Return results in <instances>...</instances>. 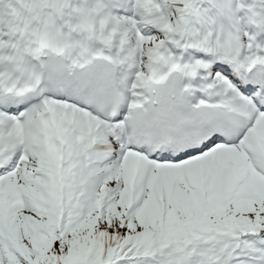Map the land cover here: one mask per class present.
<instances>
[{
    "label": "snow or ice",
    "instance_id": "snow-or-ice-1",
    "mask_svg": "<svg viewBox=\"0 0 264 264\" xmlns=\"http://www.w3.org/2000/svg\"><path fill=\"white\" fill-rule=\"evenodd\" d=\"M0 264H264V0H0Z\"/></svg>",
    "mask_w": 264,
    "mask_h": 264
}]
</instances>
